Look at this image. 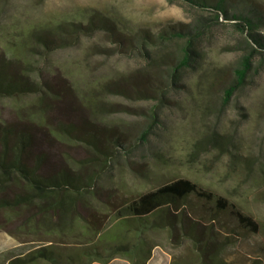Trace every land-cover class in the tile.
<instances>
[{
    "label": "rangeland",
    "instance_id": "1",
    "mask_svg": "<svg viewBox=\"0 0 264 264\" xmlns=\"http://www.w3.org/2000/svg\"><path fill=\"white\" fill-rule=\"evenodd\" d=\"M244 1L228 0L226 5L231 11H250V2ZM255 1L264 9V0ZM96 15L116 26L96 25L79 32L69 27L73 21L86 24ZM215 16L214 10H200L185 0H0V51L24 39L31 42L30 34L45 28L57 29L54 35L63 43L49 54L37 46L32 55L23 50V58L34 62L35 78L46 88L53 86V92L0 98V117L38 125L46 147L69 152L100 175L98 197L78 199L60 224L57 215L44 224L36 208L21 214L2 211L0 264H10L11 257L44 242L77 247L94 235H84L85 221L108 228L116 214L110 207L118 206L124 196L180 177L227 196L261 221L258 234L239 239L227 252L236 264H252L259 257L264 264V53L254 52L245 80L228 96L227 87L236 83L237 69L254 41L235 20ZM202 17L213 19L196 34L161 39V29L177 24L194 31ZM145 29L156 41L144 35ZM189 37L195 50L191 63L171 80ZM144 80L163 81L164 100L156 93L137 95L134 84ZM85 120L125 134L130 148H121L115 158L101 163L83 143L67 144L48 132L59 130L62 122ZM30 218L35 226L25 227ZM59 225L64 227L52 231ZM143 235L148 245L137 258L146 257L142 264H203L187 238L167 229ZM134 263L121 254L92 262Z\"/></svg>",
    "mask_w": 264,
    "mask_h": 264
},
{
    "label": "trees",
    "instance_id": "2",
    "mask_svg": "<svg viewBox=\"0 0 264 264\" xmlns=\"http://www.w3.org/2000/svg\"><path fill=\"white\" fill-rule=\"evenodd\" d=\"M185 1L200 10H214L216 19L223 14L225 18L235 20L240 29L247 30L248 39L254 41V51L243 57L242 65L237 69L236 83L227 87L226 92L230 96L238 83L245 80L255 53H264V9L255 0L244 1L250 2V11L243 8L231 11L226 5L228 0ZM210 19L202 17L194 31L177 24L171 25L170 30L163 28L161 39L179 36L181 32L196 34L199 29L209 26ZM70 23L73 32L93 29L96 25L116 26L101 15L92 16L86 24L82 21ZM50 29L31 33V42L24 39L15 47L0 51V98L38 93L44 89L53 92V86L46 88L33 75L31 67L34 62L25 60L21 55L23 50H28L29 55L35 53L34 46L42 48L45 54L62 46V40L54 35L58 34V30L53 29L52 32ZM144 33L156 41L153 32L145 29ZM118 36L128 39L126 35ZM191 39L189 37L184 45L183 58L174 66L171 80L178 76V69L191 63L192 53L195 52ZM165 89L163 81L144 80L134 84L137 95L148 97L156 93L161 101L166 96ZM152 116L156 118L155 114ZM85 121L62 122L59 130L48 129V132L67 144L83 143L102 158L101 163L115 158L122 152L121 148H130L125 134ZM38 130V125L33 123H18L0 117V213L21 214L36 208L37 214L45 220L44 224L55 215L60 224L63 216L71 214L72 205L75 206L78 199L98 197L100 175L94 167L77 161L69 152L50 150ZM147 134L148 131L144 130L141 136L145 138ZM90 160L98 164L97 160ZM110 210L116 212L113 224L100 228L85 221L82 226L84 235H94L77 247L58 248L53 243L44 242L11 257L10 264H92L95 260L107 262L117 254L132 258L134 264H142L146 257L143 261L137 258L148 245L143 234L151 229H167L173 236L178 234L191 240L203 264H236L230 260L228 249L239 239L244 240L249 234H258L262 230L261 221L246 213L230 198L187 177L168 181L137 195L124 196L121 203L111 206ZM25 224V227L35 226L31 218ZM62 226L53 227L52 231ZM252 264H262L260 257Z\"/></svg>",
    "mask_w": 264,
    "mask_h": 264
}]
</instances>
